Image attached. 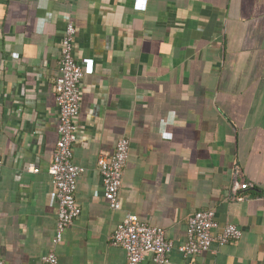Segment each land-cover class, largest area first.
I'll return each mask as SVG.
<instances>
[{"label": "crops", "instance_id": "obj_1", "mask_svg": "<svg viewBox=\"0 0 264 264\" xmlns=\"http://www.w3.org/2000/svg\"><path fill=\"white\" fill-rule=\"evenodd\" d=\"M67 19L85 72L72 147L84 171L81 213L53 247L48 168ZM124 136L121 208L111 210L97 159ZM0 156L4 264H43L52 248L59 264H126L110 244L126 214L177 245L188 217L207 209L241 238L190 257L174 249L168 264H264V0H0ZM239 183L250 186L234 197Z\"/></svg>", "mask_w": 264, "mask_h": 264}, {"label": "built area", "instance_id": "obj_2", "mask_svg": "<svg viewBox=\"0 0 264 264\" xmlns=\"http://www.w3.org/2000/svg\"><path fill=\"white\" fill-rule=\"evenodd\" d=\"M76 29L71 19L66 20L60 47L58 72L54 81V98L58 109L56 130L58 139L48 173L57 199L55 231L52 238L53 247L63 239L65 230L74 223L81 209L75 199L77 177L84 168L73 163V148L77 140L79 115L82 100V80L85 74L80 62L74 56ZM130 141L121 137L114 151L100 154L97 167L102 179L103 195L111 210L121 208L120 189L123 173L129 156ZM0 156V172L2 169ZM38 172L36 167L30 168ZM250 186L239 183L233 187L237 197L240 190ZM215 212L211 209L192 213L186 222L185 240L177 244L168 239L160 226L150 225L137 215L128 213L117 224L110 236V244L120 247L125 252L126 264H168L170 254L176 249L183 257H190L208 251L213 244H227L237 241L242 231L234 224L219 226ZM149 256L150 262H146ZM43 264H59L57 253L52 248L42 257ZM0 264H4L0 259Z\"/></svg>", "mask_w": 264, "mask_h": 264}]
</instances>
